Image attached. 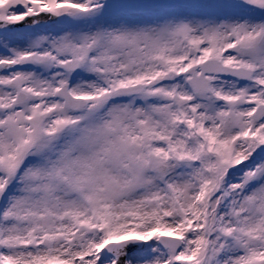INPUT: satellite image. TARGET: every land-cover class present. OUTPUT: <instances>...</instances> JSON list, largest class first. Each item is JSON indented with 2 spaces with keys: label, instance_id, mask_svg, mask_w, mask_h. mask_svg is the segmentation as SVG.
<instances>
[{
  "label": "snow or ice",
  "instance_id": "6c2138e0",
  "mask_svg": "<svg viewBox=\"0 0 264 264\" xmlns=\"http://www.w3.org/2000/svg\"><path fill=\"white\" fill-rule=\"evenodd\" d=\"M0 264H264V0H0Z\"/></svg>",
  "mask_w": 264,
  "mask_h": 264
}]
</instances>
